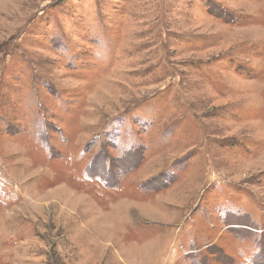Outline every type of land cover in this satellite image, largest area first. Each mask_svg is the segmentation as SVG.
<instances>
[{"label": "rangeland", "instance_id": "374dc122", "mask_svg": "<svg viewBox=\"0 0 264 264\" xmlns=\"http://www.w3.org/2000/svg\"><path fill=\"white\" fill-rule=\"evenodd\" d=\"M0 264H264V0H0Z\"/></svg>", "mask_w": 264, "mask_h": 264}]
</instances>
